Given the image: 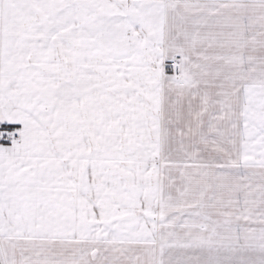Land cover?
Here are the masks:
<instances>
[{
	"label": "snow or ice",
	"instance_id": "1",
	"mask_svg": "<svg viewBox=\"0 0 264 264\" xmlns=\"http://www.w3.org/2000/svg\"><path fill=\"white\" fill-rule=\"evenodd\" d=\"M0 264H264V0H0Z\"/></svg>",
	"mask_w": 264,
	"mask_h": 264
}]
</instances>
